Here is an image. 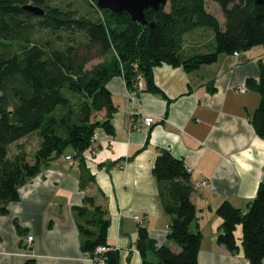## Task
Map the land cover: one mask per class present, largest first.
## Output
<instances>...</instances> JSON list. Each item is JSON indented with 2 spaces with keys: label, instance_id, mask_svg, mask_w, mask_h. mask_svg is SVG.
Returning a JSON list of instances; mask_svg holds the SVG:
<instances>
[{
  "label": "trees",
  "instance_id": "1",
  "mask_svg": "<svg viewBox=\"0 0 264 264\" xmlns=\"http://www.w3.org/2000/svg\"><path fill=\"white\" fill-rule=\"evenodd\" d=\"M53 0H0V215L20 199V189L51 167L67 150L78 161L80 189L95 185L86 167L85 154L96 131L114 133L116 113L107 84L121 76L133 89L137 76L146 91L158 93L153 70L161 65L193 72L218 62L222 55L264 47V0H213L224 24L208 13L206 0H169V10L145 11L146 25L127 13L116 14L94 6L97 17H79L75 11L54 6ZM43 11L35 15L25 8ZM211 34L203 50L184 53L187 37L195 32ZM94 61L97 64L91 65ZM258 80L249 88L260 95L250 122L264 140V61ZM106 112L104 121L99 119ZM35 135L39 145L30 156L24 149L12 152L20 140ZM153 175L164 212L172 218L168 240L178 247L159 246L146 228L138 230L136 248L143 264H198L202 242L192 232L196 208L191 202V175L181 160L168 151L157 155ZM82 253L95 258L98 247L108 246L110 219L107 209L91 195L73 207ZM221 219L217 243L236 255V238L242 230L241 249L250 264L264 259V178L247 213L224 202L216 210ZM105 264H119L117 251L104 255Z\"/></svg>",
  "mask_w": 264,
  "mask_h": 264
},
{
  "label": "crops",
  "instance_id": "2",
  "mask_svg": "<svg viewBox=\"0 0 264 264\" xmlns=\"http://www.w3.org/2000/svg\"><path fill=\"white\" fill-rule=\"evenodd\" d=\"M261 61L264 47L222 55L190 73L161 65L153 70L158 93L146 91L145 81L140 90L137 85L128 89L121 76L110 80L114 133L97 130L84 157L95 185L80 189L79 163L66 160L73 156L67 150L23 186L20 199L0 215V264H94L80 249L72 210L86 195L108 211V247L118 252L119 264H143L136 248L141 227L157 245L178 251L168 240L172 218L160 204L153 175L162 150L181 160L191 175L190 199L196 208L191 230L202 235L198 264H250L241 249V227L236 231L238 254L217 243L222 221L216 210L227 202L247 213L264 178V140L250 122L260 95L247 84L258 80ZM98 116L104 121L106 112ZM147 117L154 119L150 128L144 126ZM33 136L14 145L25 150ZM35 138L33 154L39 145ZM203 181L207 185H200Z\"/></svg>",
  "mask_w": 264,
  "mask_h": 264
},
{
  "label": "rangeland",
  "instance_id": "3",
  "mask_svg": "<svg viewBox=\"0 0 264 264\" xmlns=\"http://www.w3.org/2000/svg\"><path fill=\"white\" fill-rule=\"evenodd\" d=\"M52 4L54 6L62 7L65 9H70L72 11L76 12V15L81 17H97L99 13L96 12L95 6H94V0H53ZM206 8L208 13L215 16L221 25L224 24V17L222 15L221 9L217 3H215L213 0H206ZM169 10V4L166 6V11ZM99 16V15H98ZM211 34H205L201 31L195 32L194 35H191L189 38L187 37L186 43L184 45V53L186 55H192L197 52H201L203 50V46H201L202 42L208 43ZM99 61H94L91 65L97 64ZM18 145H14L11 148V151L17 152ZM25 151L28 152L30 156H32L34 149L36 148V138L33 136L32 139H30L27 143L24 144ZM136 219V217H135ZM137 220V219H136ZM93 260V259H91Z\"/></svg>",
  "mask_w": 264,
  "mask_h": 264
},
{
  "label": "water",
  "instance_id": "4",
  "mask_svg": "<svg viewBox=\"0 0 264 264\" xmlns=\"http://www.w3.org/2000/svg\"><path fill=\"white\" fill-rule=\"evenodd\" d=\"M169 0H96L97 7L101 10H110L116 14L127 13L132 20L143 25L147 24L145 11L153 9L158 11L161 6H166ZM27 11L42 15L43 11L39 8L27 6Z\"/></svg>",
  "mask_w": 264,
  "mask_h": 264
},
{
  "label": "built area",
  "instance_id": "5",
  "mask_svg": "<svg viewBox=\"0 0 264 264\" xmlns=\"http://www.w3.org/2000/svg\"><path fill=\"white\" fill-rule=\"evenodd\" d=\"M237 55V53H235ZM137 87L142 90L144 87V80L141 75L137 76V82H136ZM243 92V90H242ZM154 124V119L152 117H147L144 119V126L150 128ZM96 136V134H95ZM94 136V138H95ZM67 161H73L74 159L71 156L66 157ZM200 185L205 186L207 183L203 181ZM136 219L139 221V217L136 216ZM33 241V237L29 236L27 239L28 244H31ZM112 249L108 246H101L98 247L95 251V258L92 260L94 264H105L107 258L104 256L107 252H110ZM91 259V258H90Z\"/></svg>",
  "mask_w": 264,
  "mask_h": 264
}]
</instances>
